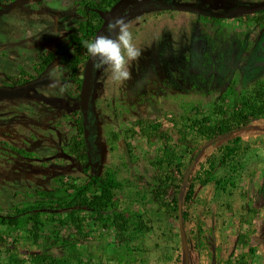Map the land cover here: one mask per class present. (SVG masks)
<instances>
[{
  "label": "rangeland",
  "instance_id": "1",
  "mask_svg": "<svg viewBox=\"0 0 264 264\" xmlns=\"http://www.w3.org/2000/svg\"><path fill=\"white\" fill-rule=\"evenodd\" d=\"M88 1L99 0L0 5V209L32 204L29 192L54 188L58 175L82 181L110 169L118 210L143 225L126 234L132 248L126 264H238L236 254L247 264H264V115L212 141L191 132L184 142L177 134L188 125L186 117L199 118L219 95L246 92L264 77V25L251 18L264 0H162L171 6L156 2L129 16L142 55L130 64L132 79L123 83L113 81L106 66L94 68L93 154L91 168L84 170L65 148L80 136V88L69 70L74 45L68 36L87 17ZM49 51L55 59L44 72L22 84L11 82L9 76L20 70L34 73V63ZM53 79L56 87H50ZM140 119L171 135L181 155L180 191L175 198L171 190L164 196L166 203L180 204L181 219L154 198L151 159L160 144L141 135ZM188 187L192 194L185 198ZM80 214L87 235L74 243L80 262H63L70 248L53 244L56 232L70 243L75 229L46 223L37 242L20 231L16 248L0 246V264H36L32 256L44 250L59 264H120L115 253L125 241L87 211ZM243 232L246 246L238 239Z\"/></svg>",
  "mask_w": 264,
  "mask_h": 264
},
{
  "label": "trees",
  "instance_id": "2",
  "mask_svg": "<svg viewBox=\"0 0 264 264\" xmlns=\"http://www.w3.org/2000/svg\"><path fill=\"white\" fill-rule=\"evenodd\" d=\"M15 0H0V5L10 4ZM118 0H99L88 1L85 3L87 17L78 23L76 31L68 36V44L74 45V55L71 59L69 68L71 74L75 77L78 88L83 75L84 64L88 57L86 48L82 42L85 40L92 41L99 28L102 20L94 9L106 10ZM157 1V0H156ZM158 3L160 6L168 7L171 5ZM178 7V6H176ZM252 20L259 25H264V7H260L252 15ZM55 59V53L49 51L42 54L38 61L34 63V73L20 70L16 76H9L14 84H22L33 80ZM94 73V69H93ZM213 103L212 108L208 111H201L199 118L191 119L186 117L188 125L177 129L179 139L184 142L187 136L194 132L196 136L212 141L224 137H229L233 132L239 131L251 122L261 118L264 115V77L256 80L246 92L233 91L228 95L218 97ZM75 122L77 131L80 136L73 137L68 142L65 152L79 162L84 163V170L91 168L93 147L92 123L89 108L82 109L79 107ZM140 119L137 121L141 135L148 142L156 140L159 144V150L151 159L153 174L151 175L154 189V198L166 210L171 209L175 212L177 218L181 219V208L179 203H166L164 196L171 190L173 198L180 191L181 185L176 181L183 178L181 175L184 163L181 161V155L174 145L170 143L172 136L161 132L157 125ZM114 138H116L114 136ZM238 138L233 139L236 144ZM115 140V139H114ZM21 154L33 156V152L24 149H17ZM56 186L52 189H34L29 192L35 196L34 202H27L22 205L16 204L14 207L3 210L0 209V246L13 245L16 248L20 231L27 232V237L37 242L42 237L43 227L46 223L54 224L55 228L69 226L75 229L76 234L70 243L59 235H54L53 244L67 246L70 248L62 261L69 263L70 260L80 262L79 251L75 247L76 242L87 237L85 232V216L80 212L85 210L92 216L102 227L112 229L120 240L125 241V245L116 251V256L120 264H126L127 257L130 256L132 248L129 245L127 232L136 226L141 229L143 225L135 221L126 210H118L117 200L114 197L113 189L116 186L115 177L110 169L96 172L82 181L75 179H66L62 175L54 177ZM191 186V184H190ZM192 194V188L186 189V197ZM238 239L243 246L249 242V236L243 232L238 235ZM11 240V241H10ZM16 244V245H15ZM17 258L15 259L16 262ZM36 264H59L58 259L51 252L44 250L39 254L32 256ZM235 260L238 264H247L243 254H236Z\"/></svg>",
  "mask_w": 264,
  "mask_h": 264
},
{
  "label": "clouds",
  "instance_id": "3",
  "mask_svg": "<svg viewBox=\"0 0 264 264\" xmlns=\"http://www.w3.org/2000/svg\"><path fill=\"white\" fill-rule=\"evenodd\" d=\"M107 30L114 35H98L94 40L82 42L87 53L94 58V68L99 70L105 66L111 72V78L117 83H123L132 79L130 64L137 61L142 51L134 41L130 25L123 17H117L109 21ZM53 74H50V79ZM57 82L52 80L50 87H56ZM66 85L61 86L64 91Z\"/></svg>",
  "mask_w": 264,
  "mask_h": 264
},
{
  "label": "water",
  "instance_id": "4",
  "mask_svg": "<svg viewBox=\"0 0 264 264\" xmlns=\"http://www.w3.org/2000/svg\"><path fill=\"white\" fill-rule=\"evenodd\" d=\"M123 1L124 0H118L116 3H114V5L108 11L96 9V12L99 14L100 18L102 19V22L99 28L97 29L93 40L95 39L96 36L104 34L110 17L114 14L117 7ZM258 6H263V4L261 3V4L256 5V7ZM94 63H95L94 58L88 54V57L84 64V70H83V75H82V79L80 83V92H79V104L82 107V109L87 108L90 94L92 91V83H93V71L92 70H93Z\"/></svg>",
  "mask_w": 264,
  "mask_h": 264
},
{
  "label": "flooded vegetation",
  "instance_id": "5",
  "mask_svg": "<svg viewBox=\"0 0 264 264\" xmlns=\"http://www.w3.org/2000/svg\"><path fill=\"white\" fill-rule=\"evenodd\" d=\"M162 0H159V2H161ZM117 2V1H116ZM115 2V3H116ZM158 0H124L116 9V11L114 12V14L110 17L109 21L113 20L114 18L117 17H123L125 18V20L129 17L132 16L133 14H135L136 12L142 10L144 7L146 6H153L155 5ZM114 5V4H113ZM112 5V6H113ZM168 5V4H167ZM170 5V4H169ZM111 6V7H112ZM178 6V5H177ZM110 7V8H111ZM179 7V6H178ZM110 8L106 9L105 11H108ZM96 11V9H94ZM102 20V19H101ZM108 32L107 28L104 32L103 35H106ZM96 62V61H95ZM95 64V63H94ZM94 69V66H93ZM93 71V70H92ZM94 75V74H93ZM92 88H93V83H92ZM92 92V91H91ZM91 96V94H90ZM90 100V98H89ZM80 105V104H79ZM89 108V101H88V106Z\"/></svg>",
  "mask_w": 264,
  "mask_h": 264
}]
</instances>
